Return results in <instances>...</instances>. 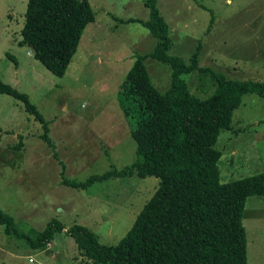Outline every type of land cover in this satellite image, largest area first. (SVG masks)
Here are the masks:
<instances>
[{
	"label": "rangeland",
	"instance_id": "obj_1",
	"mask_svg": "<svg viewBox=\"0 0 264 264\" xmlns=\"http://www.w3.org/2000/svg\"><path fill=\"white\" fill-rule=\"evenodd\" d=\"M95 20L83 31L63 76L52 74L17 44L26 0H0V80L25 93L48 121L49 135L63 163L40 137L43 124L22 103L0 93V209L19 231L41 230L62 221L46 246L29 247L25 239L3 231L0 264H93L67 232L72 224L93 231L114 245L133 225L158 185L155 176L110 177L86 189L63 185L62 176L82 181L90 174L121 168L136 159L137 143L117 102L118 87L140 55L156 39L137 21L149 10L143 0H88ZM169 25L170 55L188 62L198 44V65L233 80H264V0H156ZM95 29H94V28ZM96 30V31H94ZM12 56V57H9ZM14 60V61H13ZM150 80L164 91L171 68L146 58ZM192 94L205 98L215 84L208 71L183 74ZM214 146L221 182L264 172V98L241 96ZM20 140L19 148L11 149ZM242 223L248 264H264V196L246 198Z\"/></svg>",
	"mask_w": 264,
	"mask_h": 264
},
{
	"label": "trees",
	"instance_id": "obj_2",
	"mask_svg": "<svg viewBox=\"0 0 264 264\" xmlns=\"http://www.w3.org/2000/svg\"><path fill=\"white\" fill-rule=\"evenodd\" d=\"M149 10L137 21L156 39L153 49L136 58L117 92V102L137 143L136 159L121 168L90 174L82 181L66 176L63 185L86 189L110 177L155 176L158 185L144 203L127 232L114 245L101 243L80 224L67 232L83 257L93 264H248L242 214L246 198L264 196V172L221 182L214 146L221 128L233 129L231 118L241 96L255 92L264 98V80H233L198 65L197 45L187 61L170 55L169 25L156 0H143ZM95 20L88 0H26L17 44L27 47L33 59L52 74H66L86 26ZM12 57V56H9ZM146 58L171 68L169 86L159 91L144 66ZM14 61V60H13ZM208 71L215 87L199 98L188 88L183 74ZM0 93L22 103L24 111L44 127L40 137L61 160L49 135L48 121L28 96L0 80ZM20 140L11 149L19 148ZM3 231L25 239L29 247L42 248L66 225L52 219L41 230L19 231L12 217L0 209Z\"/></svg>",
	"mask_w": 264,
	"mask_h": 264
},
{
	"label": "crops",
	"instance_id": "obj_3",
	"mask_svg": "<svg viewBox=\"0 0 264 264\" xmlns=\"http://www.w3.org/2000/svg\"><path fill=\"white\" fill-rule=\"evenodd\" d=\"M94 28V27H93ZM95 29V28H94ZM94 31H96V30H94Z\"/></svg>",
	"mask_w": 264,
	"mask_h": 264
}]
</instances>
